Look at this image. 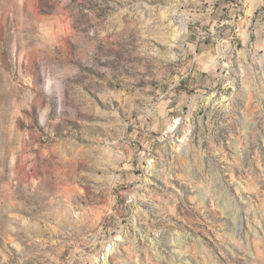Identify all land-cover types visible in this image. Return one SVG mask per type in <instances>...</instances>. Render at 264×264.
Instances as JSON below:
<instances>
[{"label": "rangeland", "instance_id": "1", "mask_svg": "<svg viewBox=\"0 0 264 264\" xmlns=\"http://www.w3.org/2000/svg\"><path fill=\"white\" fill-rule=\"evenodd\" d=\"M0 264H264V0H0Z\"/></svg>", "mask_w": 264, "mask_h": 264}, {"label": "bare ground", "instance_id": "2", "mask_svg": "<svg viewBox=\"0 0 264 264\" xmlns=\"http://www.w3.org/2000/svg\"><path fill=\"white\" fill-rule=\"evenodd\" d=\"M254 233H256V231L254 230Z\"/></svg>", "mask_w": 264, "mask_h": 264}]
</instances>
